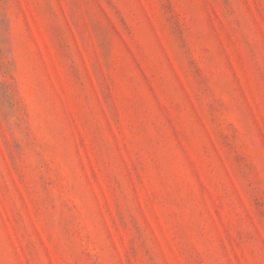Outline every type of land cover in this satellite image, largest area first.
Segmentation results:
<instances>
[{
	"label": "rangeland",
	"instance_id": "1",
	"mask_svg": "<svg viewBox=\"0 0 264 264\" xmlns=\"http://www.w3.org/2000/svg\"><path fill=\"white\" fill-rule=\"evenodd\" d=\"M0 264H264V0H0Z\"/></svg>",
	"mask_w": 264,
	"mask_h": 264
}]
</instances>
